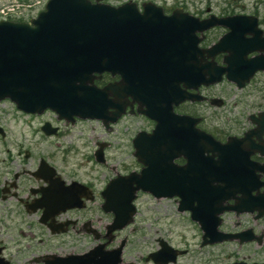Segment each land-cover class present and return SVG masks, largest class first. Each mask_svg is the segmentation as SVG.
I'll use <instances>...</instances> for the list:
<instances>
[{
    "label": "flooded vegetation",
    "instance_id": "flooded-vegetation-1",
    "mask_svg": "<svg viewBox=\"0 0 264 264\" xmlns=\"http://www.w3.org/2000/svg\"><path fill=\"white\" fill-rule=\"evenodd\" d=\"M244 1L98 2L114 8L127 5L150 21L149 25L170 20L177 29L185 27L182 29L185 36L181 39L183 60L175 56L170 62H158L165 76L160 78L153 102L150 98L141 100L122 92L118 103L124 111L114 124L108 123V127H104L102 121L87 122L96 124L101 130V139L95 141L93 153L101 144L104 162L99 164L91 153L80 159L75 174L70 173V167L62 157H46L44 123L49 121L57 129L55 139L63 136L69 127L66 123L58 122L47 111L32 115L0 108V264H46L52 258L85 254L96 244L111 250L122 242L119 264H136L143 240L156 245L155 251L163 244L182 251L173 264H180L181 258L195 255L209 257L211 253L206 250L217 247H221L222 256L232 259L231 264L234 261L264 263V206L259 205L257 198L264 195V79H259L264 72L254 73L249 79L230 73L234 80L226 74L227 69L243 67L246 60L264 57V12H259L258 8L248 10L249 5ZM256 5L264 8V2ZM220 20L223 22L216 23ZM173 31L179 33L175 28ZM220 41L218 52L209 53V49ZM195 42L199 53L196 57L192 50ZM240 42L246 44L238 48ZM242 52L246 53L242 55ZM168 67H182L187 70L186 75L180 77L177 72L170 73ZM190 67L222 70L220 81L194 88L193 78L190 81L189 77ZM98 77L94 81L98 89L120 79L107 73ZM108 99L116 101L112 95ZM147 107H154L156 121L142 114ZM114 111L108 108V114ZM178 117L184 119L180 121ZM156 125L161 133L155 150L154 162L157 164L163 162L165 154L167 162L172 161L178 167L185 165L187 157L184 154L191 131L198 130L218 145L219 148L212 151L211 145L204 141L203 152L210 159L197 176L202 180L197 183H202V189L189 191L191 205L188 211H178L179 198L158 199L157 202L166 204L154 211L156 217L150 216L145 206L138 202L141 196L147 195L137 193L132 217H128V213L116 216L113 207L103 205L101 192L117 175L141 171L143 165L133 157L132 142L138 133L150 134ZM113 133L128 136L132 163L129 170L119 169L105 179L110 171H114L103 169L108 167V150L114 143L109 136ZM173 133H176L177 149H170ZM35 144L44 147L39 155L33 154ZM170 154L175 156L169 159ZM195 177L196 173L188 174V179ZM213 178L216 179L212 183L214 188H210L207 181ZM72 182L84 188L71 193L69 206L61 202L66 198L51 197V189L59 191L61 186ZM127 218L130 221L122 229L107 233V227L115 219L123 221ZM152 220H156V225ZM210 240L224 241L212 246L202 245ZM189 244L197 246L198 252L191 254L192 248L183 247ZM83 245L86 248L81 250ZM142 259L147 262L146 254Z\"/></svg>",
    "mask_w": 264,
    "mask_h": 264
},
{
    "label": "water",
    "instance_id": "water-1",
    "mask_svg": "<svg viewBox=\"0 0 264 264\" xmlns=\"http://www.w3.org/2000/svg\"><path fill=\"white\" fill-rule=\"evenodd\" d=\"M222 22L223 20H220L217 23ZM145 23L141 17L132 14L126 7L115 9L92 5L88 0H49L45 11L29 24L1 21L0 101L9 99L19 109L30 113L50 109L57 113L60 119L69 120L73 117L81 119L104 117L105 109L112 105L106 99L107 93L114 95L115 91H124L128 85L132 93L140 91L143 97L155 77V66L166 56L158 55L163 51L161 49L174 45L178 58L182 59L181 39L185 36L182 31L185 27L177 29L171 25L170 20L157 22L152 31L145 28L147 26ZM212 25L213 23L206 27ZM174 28L179 31L178 34L182 38L178 37L179 44L175 42L169 45L165 39H176ZM243 45L239 44L238 48ZM219 46V43L215 45V52H218ZM168 68L177 72L180 77L186 75L187 70L182 67ZM257 70H264V60L260 57L247 61L243 67L236 68V74L232 68L228 69L235 77L243 76L245 79ZM103 71L120 75L121 81L118 85H110L97 91L92 85L94 73ZM207 74L208 79H205ZM220 74L219 69L212 71L201 67L189 68V76L190 79L193 77L195 86L200 83H213L219 79ZM214 75H217L216 78ZM157 85L156 81L155 90ZM105 100L109 105H106ZM148 109L147 115L154 118L155 109L150 107ZM117 113L111 118L112 122L116 120ZM51 133L46 131L47 135ZM156 134L157 129L150 136L141 133L133 140L134 156L146 167L141 174L118 177L102 192L104 205L114 206L116 215L132 209L130 203L134 199L135 191L138 190L151 193L156 198L177 196L181 198L182 211L189 209V191L202 189V183L197 184L202 180L197 176L208 160L202 155L203 150L194 148L188 156L185 154L187 163L183 167L177 168L172 163L157 164L154 162L156 153L150 151L152 146L158 145ZM218 148L211 145L212 151ZM96 155L101 161V153L98 152ZM189 173H196V177L188 179ZM213 181L216 179L207 181L210 188H214ZM74 186L73 183L65 187L59 196L68 200ZM259 205L264 206V196H259ZM126 221L117 223L115 219L108 231L120 229ZM118 252L119 250L117 254ZM117 254L113 259L95 249L73 262L116 264L119 259ZM169 254L170 252L163 247L150 258L155 264H167L174 259V256L170 257Z\"/></svg>",
    "mask_w": 264,
    "mask_h": 264
},
{
    "label": "rangeland",
    "instance_id": "rangeland-1",
    "mask_svg": "<svg viewBox=\"0 0 264 264\" xmlns=\"http://www.w3.org/2000/svg\"><path fill=\"white\" fill-rule=\"evenodd\" d=\"M34 1V0H33ZM222 0H216V2H221ZM264 2V0H245L244 4L249 5L248 10L250 8H258L259 12H264L263 7H259L256 4ZM251 4V6H250ZM259 79H264V76H259ZM9 109H11V106H8ZM12 113L10 112V116ZM12 122H10L11 124ZM21 123H17L16 125H19ZM13 127V125L11 126ZM101 130L100 128L94 124V123H82L77 124L74 127L69 126L65 132H63V136H61L58 139L55 138H47L46 137V157H62V159L68 164L70 167V173L75 174V169L77 167V164L80 163V159H84L87 156H91V153H93L94 143L95 141H100ZM123 137V138H122ZM127 137L125 135H117V134H111L109 136L110 140H113L114 143L111 145L112 147L108 150V161H107V168L103 167L104 171H108L109 168L114 169V171H110V173L107 174L105 179L111 177V175L119 171L121 169L122 171H127L131 167L132 159H131V152L132 150L129 148L127 143ZM70 147V149H69ZM33 154H40L42 151H44L43 146H39V144H35L32 146ZM88 166L91 168L92 166L88 164ZM97 176H99L100 180V173H97ZM142 204V206H145L147 211H149L150 216L156 217L154 214V211L157 209H161L164 204H166L163 201L157 202L154 199H152L150 196H141L138 200ZM153 225H156V220H152ZM149 230L151 228L148 227ZM148 232V231H147ZM138 245V243L136 242ZM187 247L188 249L193 250L191 254L197 253L198 248L197 246H194L192 244L183 246ZM86 248L85 245L82 246L81 250H84ZM156 245H154L149 240H143L142 241V250L139 258L135 259L136 264H152L150 261H147L144 263L142 260L143 255L146 254V256L155 251ZM203 250L202 252H204ZM210 252V255H214L215 257H209L203 256V255H195L192 257H185L181 258L179 263L180 264H231L232 259H226L225 256H222V249L221 248H214L210 250H206ZM227 251H231V249H227ZM213 260V261H212Z\"/></svg>",
    "mask_w": 264,
    "mask_h": 264
}]
</instances>
